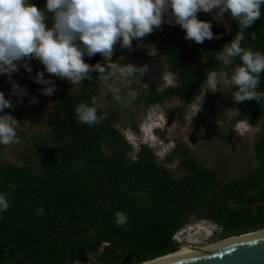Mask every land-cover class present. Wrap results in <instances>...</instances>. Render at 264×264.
I'll return each instance as SVG.
<instances>
[{
  "label": "trees",
  "instance_id": "trees-1",
  "mask_svg": "<svg viewBox=\"0 0 264 264\" xmlns=\"http://www.w3.org/2000/svg\"><path fill=\"white\" fill-rule=\"evenodd\" d=\"M29 2L44 9L47 0ZM225 18L231 31L216 20L210 21L213 33L221 38L203 44L185 40L186 33L179 25L163 24L158 29L157 49L167 70L175 75V83L162 89L149 84L137 102L149 108L178 98L183 105L170 111L172 118L195 101L197 91L206 84L208 70H234L241 63L239 57L231 65L215 59L239 31L237 21L229 14ZM251 32L256 33L255 40ZM245 36L242 47L264 54V5L261 18ZM84 59L93 65L104 62L100 54ZM30 63L31 74L21 67L12 76L30 93L23 103L12 95L7 76L0 75V91L15 105L5 112L18 124L23 125L46 106L51 108L47 129L36 136L35 153L25 163L4 161L0 155V194H6L9 204L7 211L0 210V264H76L91 253H98L102 263L124 264L131 256L126 264H136L177 250L175 235L192 217L219 225L224 238L264 228V206L244 212L249 203L264 199V101H244L232 118V123L261 120L254 140L259 165L224 181L215 168L205 166L188 146L178 142L162 160L149 144H141L133 155V145L118 124L115 108H99L98 115L105 117L99 123H78L74 113L78 104L92 106L96 96L102 105L105 84L98 82V73L75 86L45 74L46 79L55 81L57 91L44 96L40 89L45 85L30 78L42 71V63L35 59ZM260 79L257 90L264 92V73ZM33 96L38 104L29 103ZM166 133L161 136L165 138ZM175 162H179L178 175L168 165ZM117 212L127 216L126 224L117 225Z\"/></svg>",
  "mask_w": 264,
  "mask_h": 264
},
{
  "label": "clouds",
  "instance_id": "clouds-1",
  "mask_svg": "<svg viewBox=\"0 0 264 264\" xmlns=\"http://www.w3.org/2000/svg\"><path fill=\"white\" fill-rule=\"evenodd\" d=\"M262 5L264 0H47L45 8L41 9L29 0H0V75L7 76L12 85L11 93L17 96L18 103H23V98L30 96V93L12 76L19 73L21 67L31 74L33 68L30 62L34 59L44 65L50 77L66 79L73 86L81 85L85 79L92 80V73H98V82L102 84L117 74L131 77L141 69L146 71L147 65L138 67L132 63L121 64L123 56L113 61L117 45L132 50L134 39L143 40L165 23L179 25L186 33L185 40L197 44L220 39V35L213 33L210 21L198 19V13L203 11L213 14V19L224 24L229 31L231 25L225 20V14L237 21L239 31L223 46L215 59L224 65H231L236 57L241 61L230 77L223 70H208L206 85L212 91H217L218 86H236L237 90L232 92L235 102L255 100L261 103L264 101V92L257 89L261 84V73H264V54L242 47V42L246 38V30L261 18ZM49 20L51 27L48 26ZM249 35L251 39H256L255 32ZM97 54L104 58L103 63L93 65L85 62V56L94 57ZM156 54L155 46H150L148 55ZM30 78L35 83L45 85L40 89L44 96H52L57 91L55 81L46 79L44 71ZM108 91L115 89L109 87ZM106 94L101 92V96ZM29 103L38 104L39 100L33 96ZM91 104L80 103L75 107L78 123L93 125L105 118L98 115V109L102 108L99 98L93 96ZM14 107L13 102L0 91V113H3L0 114V144L18 142V120L5 112V109ZM146 116L152 122V135L142 128V135H147L148 140L143 138L141 144H149L159 151L164 150V155L168 154L175 147L167 133L165 138L161 136L162 132L170 131L168 116L162 112ZM155 135L158 138H154ZM8 207L6 194H0V210L7 211ZM126 222L127 216L117 212V225Z\"/></svg>",
  "mask_w": 264,
  "mask_h": 264
},
{
  "label": "rangeland",
  "instance_id": "rangeland-1",
  "mask_svg": "<svg viewBox=\"0 0 264 264\" xmlns=\"http://www.w3.org/2000/svg\"><path fill=\"white\" fill-rule=\"evenodd\" d=\"M198 16L214 21L211 13L201 11ZM159 40L160 32L156 29L143 40L134 39L132 50L122 49L117 45L116 52L112 57L113 61L123 56L121 64L132 63L138 67L147 65V70L141 69L139 74L135 73L127 78L117 74L105 83L107 94L103 96L102 106L103 108L116 109L120 116L118 124L133 145V155L138 151L142 139L148 140L147 135L143 137L141 129L143 128L152 135V122L147 120L146 115L150 113L151 116L162 112L170 120V131L167 132L169 139L175 145L178 142L188 146L201 163L207 167L215 168L219 177L224 181L241 177L248 168L257 167L259 161L255 154L254 140L260 133L261 120L256 118L232 123V118L239 113L240 107L244 103H237L232 99V92L237 90L236 86L232 88L230 85H224L222 88L218 86L217 91H212L205 84L197 91L195 101L189 104L183 113L175 114L172 118L169 116L170 111L176 106L183 105V101L178 98L151 105L149 108H145L143 103L137 102V96L144 92L149 84L162 89L174 83L173 73L167 70L164 56L157 49ZM138 45H144V47H138ZM150 46H155L157 50L155 56L148 55ZM199 63L203 66L204 61ZM41 70L49 75L43 64H41ZM226 72L230 77L233 70ZM66 82L70 84L68 80ZM109 87L115 91H108ZM117 96L119 99H116ZM50 111V106H46L29 116L23 125H17L18 142L10 145L0 144V155L4 161L25 163L26 158L35 153L36 136L47 129ZM226 122L228 124L225 125ZM213 123L220 124L221 127L214 128ZM247 128L250 130L246 131ZM154 138H158V136L155 135ZM166 144L171 145L169 142ZM154 149L157 151L156 147ZM163 151H157L162 154L159 156L160 160L163 158ZM165 151L169 152V149ZM178 163L168 164L176 175L181 172H178ZM221 231L222 228L210 220L192 217L189 223L176 233L175 239L177 238L176 241L182 247L189 244L204 245L224 239ZM97 256L98 253H91L87 260L79 261L76 264H107L100 262Z\"/></svg>",
  "mask_w": 264,
  "mask_h": 264
},
{
  "label": "water",
  "instance_id": "water-1",
  "mask_svg": "<svg viewBox=\"0 0 264 264\" xmlns=\"http://www.w3.org/2000/svg\"><path fill=\"white\" fill-rule=\"evenodd\" d=\"M261 206H264V199L249 203L244 212ZM262 230L264 228L204 245L189 244L195 248L177 253L181 245L173 252L136 264H264V232L257 233ZM130 259L128 256L123 263Z\"/></svg>",
  "mask_w": 264,
  "mask_h": 264
},
{
  "label": "bare ground",
  "instance_id": "bare-ground-1",
  "mask_svg": "<svg viewBox=\"0 0 264 264\" xmlns=\"http://www.w3.org/2000/svg\"><path fill=\"white\" fill-rule=\"evenodd\" d=\"M261 232H264V230H262V231H259V232H257V233H261ZM256 233V234H257ZM195 247H193V246H191V245H186V246H184V247H182L181 246V248L179 249V251L177 252V253H179V252H183V251H186V250H190V249H194ZM174 254H176V253H174ZM171 255V254H170ZM170 255H168V256H170ZM173 255V254H172Z\"/></svg>",
  "mask_w": 264,
  "mask_h": 264
},
{
  "label": "built area",
  "instance_id": "built-area-1",
  "mask_svg": "<svg viewBox=\"0 0 264 264\" xmlns=\"http://www.w3.org/2000/svg\"><path fill=\"white\" fill-rule=\"evenodd\" d=\"M180 231V230H179ZM177 239V238H176Z\"/></svg>",
  "mask_w": 264,
  "mask_h": 264
}]
</instances>
